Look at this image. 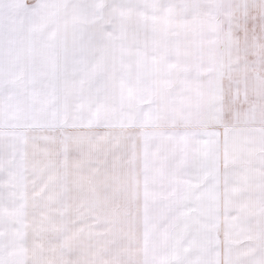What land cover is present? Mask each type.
Wrapping results in <instances>:
<instances>
[{
	"label": "snow or ice",
	"instance_id": "6c2138e0",
	"mask_svg": "<svg viewBox=\"0 0 264 264\" xmlns=\"http://www.w3.org/2000/svg\"><path fill=\"white\" fill-rule=\"evenodd\" d=\"M0 264H264V0H0Z\"/></svg>",
	"mask_w": 264,
	"mask_h": 264
}]
</instances>
